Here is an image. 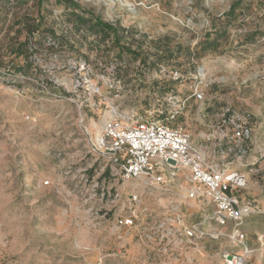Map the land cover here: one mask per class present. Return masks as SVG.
Here are the masks:
<instances>
[{
    "label": "rangeland",
    "instance_id": "1",
    "mask_svg": "<svg viewBox=\"0 0 264 264\" xmlns=\"http://www.w3.org/2000/svg\"><path fill=\"white\" fill-rule=\"evenodd\" d=\"M73 1L118 27L119 41L76 28L71 7L55 0H0V264H221L224 253H241L224 235L231 225L203 240L201 253L170 258L147 248L134 228H119L129 193L146 208L147 232L171 215L188 181L182 172L169 186L122 178L90 150L80 119L98 122L107 105L141 110L153 92H184L158 65L188 71L203 63L213 84L170 124L182 125L212 157L213 139L204 134L226 109L251 113L248 151L234 166L247 177L245 196L264 206V0H241L232 19L224 13L235 0ZM223 29L217 46L199 49L206 33ZM20 42L28 47L15 57ZM25 61L22 75L16 67ZM118 75L124 89L114 96L107 81ZM88 85L102 94L93 99L98 108L85 106ZM209 211L200 203L185 210L190 220ZM239 228L250 250L245 264H264V214Z\"/></svg>",
    "mask_w": 264,
    "mask_h": 264
},
{
    "label": "built area",
    "instance_id": "2",
    "mask_svg": "<svg viewBox=\"0 0 264 264\" xmlns=\"http://www.w3.org/2000/svg\"><path fill=\"white\" fill-rule=\"evenodd\" d=\"M80 69H85L84 64H80ZM158 71L165 81L184 86V92L174 89L153 92L151 101L141 110L122 111L107 105L98 122L93 118L89 123L83 117L80 119L90 150L117 167L122 178L169 186L182 172L188 181L178 201L171 206V215L149 231L144 232L146 208L137 193L127 195V209L118 210L116 225L134 228L140 242L167 258L188 252L201 253L203 240L217 238L224 234L218 227L231 225L224 235L232 243L241 244L243 250L239 254L224 253L221 264H245L250 250L239 225L250 215L264 214L260 200L245 196L247 177L234 166L243 161L248 151L247 142L254 131L252 115L247 111L226 109L227 113L222 114L212 133L204 134L207 139H213V156L210 157L193 142L182 125L170 124L184 115L190 101L204 99L206 88L214 82L206 66L199 63L192 70L182 71L179 67L159 64ZM222 78L218 81H223ZM107 82L114 96L124 89L119 75ZM95 96H102L98 86L88 85L85 106L98 108L102 103L93 100ZM197 203L210 207V211L197 220H190L186 206Z\"/></svg>",
    "mask_w": 264,
    "mask_h": 264
},
{
    "label": "trees",
    "instance_id": "3",
    "mask_svg": "<svg viewBox=\"0 0 264 264\" xmlns=\"http://www.w3.org/2000/svg\"><path fill=\"white\" fill-rule=\"evenodd\" d=\"M25 1V0H23ZM42 0H39L41 2ZM57 3L64 4L66 7H71V10L68 13V18L72 20L73 24L78 29H87L90 33L98 35L99 38L108 37L110 34L114 36V41H119V36L117 34L118 27L101 20L98 16H94L89 13L84 8H81L73 0H55ZM241 0H235L224 13L228 19L235 17V9L239 7ZM39 24L30 25L31 31L38 29ZM219 33H225V29L219 30L215 33L214 37H211L210 33H206L204 38L198 42V47L200 50L204 51L206 49L217 46V39L219 38ZM27 45L24 42H20L12 50V53L15 54V57H18L24 53V48L26 49ZM28 61H25L23 65L16 67V71L20 72L22 75L25 74V69L27 68Z\"/></svg>",
    "mask_w": 264,
    "mask_h": 264
}]
</instances>
